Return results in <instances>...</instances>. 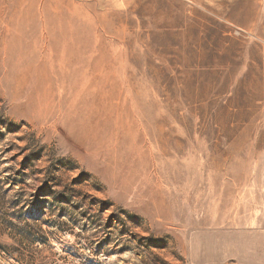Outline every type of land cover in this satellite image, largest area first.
<instances>
[{
	"label": "rangeland",
	"instance_id": "374dc122",
	"mask_svg": "<svg viewBox=\"0 0 264 264\" xmlns=\"http://www.w3.org/2000/svg\"><path fill=\"white\" fill-rule=\"evenodd\" d=\"M0 18V264H264V0Z\"/></svg>",
	"mask_w": 264,
	"mask_h": 264
},
{
	"label": "bare ground",
	"instance_id": "6f19581e",
	"mask_svg": "<svg viewBox=\"0 0 264 264\" xmlns=\"http://www.w3.org/2000/svg\"><path fill=\"white\" fill-rule=\"evenodd\" d=\"M1 19V18H0Z\"/></svg>",
	"mask_w": 264,
	"mask_h": 264
}]
</instances>
